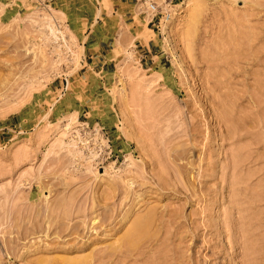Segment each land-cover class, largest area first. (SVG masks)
<instances>
[{
	"label": "rangeland",
	"instance_id": "1",
	"mask_svg": "<svg viewBox=\"0 0 264 264\" xmlns=\"http://www.w3.org/2000/svg\"><path fill=\"white\" fill-rule=\"evenodd\" d=\"M155 2L0 0V264H264V0Z\"/></svg>",
	"mask_w": 264,
	"mask_h": 264
},
{
	"label": "built area",
	"instance_id": "2",
	"mask_svg": "<svg viewBox=\"0 0 264 264\" xmlns=\"http://www.w3.org/2000/svg\"><path fill=\"white\" fill-rule=\"evenodd\" d=\"M144 1L147 2V3H146V8H147V10H148L149 12H151V16H150V18L147 20V22H148V21L152 20L153 16L156 15V14H157L158 12H160V11H159V9H158V5L156 4L155 0H144ZM160 14H161V15H160L159 18L157 19L158 21L160 20V18L167 19L168 16L170 15V10L167 8V9H165L164 11H161Z\"/></svg>",
	"mask_w": 264,
	"mask_h": 264
},
{
	"label": "crops",
	"instance_id": "3",
	"mask_svg": "<svg viewBox=\"0 0 264 264\" xmlns=\"http://www.w3.org/2000/svg\"><path fill=\"white\" fill-rule=\"evenodd\" d=\"M119 2L127 1V0H118Z\"/></svg>",
	"mask_w": 264,
	"mask_h": 264
},
{
	"label": "bare ground",
	"instance_id": "4",
	"mask_svg": "<svg viewBox=\"0 0 264 264\" xmlns=\"http://www.w3.org/2000/svg\"><path fill=\"white\" fill-rule=\"evenodd\" d=\"M196 10V9H195ZM197 11H199V10H197ZM229 42V41H228ZM76 260V259H75ZM78 260V259H77Z\"/></svg>",
	"mask_w": 264,
	"mask_h": 264
}]
</instances>
